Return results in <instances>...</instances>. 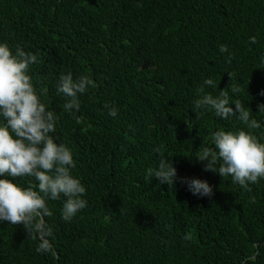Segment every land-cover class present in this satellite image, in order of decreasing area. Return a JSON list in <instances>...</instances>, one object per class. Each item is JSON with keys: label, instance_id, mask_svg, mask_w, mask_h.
Here are the masks:
<instances>
[{"label": "trees", "instance_id": "16d2710c", "mask_svg": "<svg viewBox=\"0 0 264 264\" xmlns=\"http://www.w3.org/2000/svg\"><path fill=\"white\" fill-rule=\"evenodd\" d=\"M0 42L38 56L29 75L87 200L65 221V198L48 199L52 215L33 236L0 222V264H264V179L247 192L195 158L214 132L249 129L211 108L192 111L205 79L216 96L231 73L240 91L229 90L230 104L248 109L261 125L252 131L264 137V0H0ZM69 72L96 84L72 113L57 92ZM162 159L179 177L208 181L214 194L148 177Z\"/></svg>", "mask_w": 264, "mask_h": 264}, {"label": "clouds", "instance_id": "9594fccd", "mask_svg": "<svg viewBox=\"0 0 264 264\" xmlns=\"http://www.w3.org/2000/svg\"><path fill=\"white\" fill-rule=\"evenodd\" d=\"M250 43L256 37H250ZM219 51H228L221 45ZM38 61V56L26 52L21 47L15 49L7 42H0V222L23 225L29 236L42 229L43 217L51 216L47 206L48 199L65 198L62 218L70 221L87 206L84 199L86 188L73 175L76 167L71 149L59 143L52 133L56 130L57 118L53 111L47 110L42 102V92L34 87L29 75L30 67ZM213 96L205 92L206 86L215 87L213 79H205L197 89L198 98L194 100L192 111L198 115L202 108H211L222 119L236 117L249 129L238 131L219 130L213 133L211 145L201 146L195 158L207 161L206 171L217 172L221 177H231V182L251 192L250 184L264 179V142L254 131L261 127L251 118V112L239 101L230 104L229 90L236 93L240 89L232 82ZM89 87H96L87 75L74 78L71 72L61 75L58 94L66 98L64 109L68 113L80 110V96ZM264 95V93H261ZM235 105V107H233ZM106 107H108L106 105ZM259 113H264V103L258 105ZM115 117L117 109H109ZM157 152L159 148L155 149ZM148 177H155L161 185L171 186L179 180L188 190L200 197H211L213 187L206 180L179 177L174 161L161 160L156 170L147 169ZM31 177L26 187L16 182V178ZM255 202V197H251ZM185 239H190L187 235ZM49 247L45 240L38 251Z\"/></svg>", "mask_w": 264, "mask_h": 264}]
</instances>
